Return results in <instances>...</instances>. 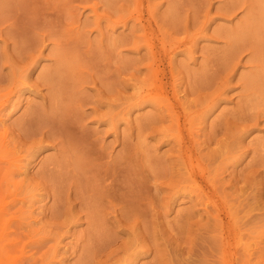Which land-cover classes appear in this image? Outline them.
I'll list each match as a JSON object with an SVG mask.
<instances>
[{"label": "rangeland", "instance_id": "374dc122", "mask_svg": "<svg viewBox=\"0 0 264 264\" xmlns=\"http://www.w3.org/2000/svg\"><path fill=\"white\" fill-rule=\"evenodd\" d=\"M0 264H264V0H0Z\"/></svg>", "mask_w": 264, "mask_h": 264}, {"label": "bare ground", "instance_id": "6f19581e", "mask_svg": "<svg viewBox=\"0 0 264 264\" xmlns=\"http://www.w3.org/2000/svg\"><path fill=\"white\" fill-rule=\"evenodd\" d=\"M235 4V3H234ZM227 7H229V6H227ZM234 7H235V5H234ZM232 9V8H231ZM230 12V11H229ZM149 34V33H148ZM181 41V40H180ZM171 43V42H170ZM168 45V44H167ZM168 48V47H167ZM249 49V48H248ZM184 54V53H183ZM186 54V53H185ZM190 54V53H189ZM233 55H234V53H233ZM260 57V56H259ZM260 60H262L261 61V64L260 65H262V62H263V59H260ZM260 60H258L257 62H259ZM172 62V61H171ZM153 65V64H152ZM227 65V64H226ZM60 67V66H59ZM153 67V66H152ZM177 67V66H176ZM183 68H184V66H183ZM171 69H173V68H171ZM174 69H176V68H174ZM226 69V68H225ZM148 70V69H147ZM227 70V69H226ZM232 70V69H231ZM178 71V70H177ZM188 71V70H187ZM229 71V70H228ZM63 72V71H62ZM62 72H60V73H62ZM183 72V71H182ZM174 73V72H173ZM177 73V72H176ZM205 73V72H204ZM58 73H54V75H57ZM146 74V73H145ZM184 74V73H183ZM196 74V73H195ZM200 74H202V73H200ZM206 74V73H205ZM50 75H52V74H50ZM178 75V74H177ZM181 75V74H180ZM186 75V74H185ZM190 75V74H189ZM212 75V74H211ZM206 76H208V74L206 75ZM225 76V75H224ZM46 77H48V76H46ZM146 77V76H145ZM187 77H189V76H187ZM195 77V76H194ZM193 77V78H194ZM202 77V76H201ZM215 77V76H214ZM55 77H53V79H54ZM180 78V77H179ZM178 78V79H179ZM197 78H198V75H197ZM196 78V79H197ZM49 79L51 80L52 78H50L49 77ZM56 80H57V82H56V84H60V82L62 83V82H64V75H60V76H58L57 78H55ZM143 79V78H142ZM200 79H203V78H200ZM199 79V80H200ZM216 79V78H215ZM175 80V79H174ZM205 80V79H204ZM252 80V79H251ZM53 81V80H52ZM55 81V80H54ZM139 81H141V80H139ZM182 81V80H181ZM194 83H195V78H194ZM248 81H250V79L248 80ZM197 82H198V84H199V82L200 81H198L197 80ZM251 82H253V81H250V82H247V83H249V85L248 86H252V85H250V83ZM49 83H51L50 81H49ZM179 83V82H178ZM189 83H192V82H189ZM202 84H203V82H201ZM58 84V85H59ZM176 84V83H175ZM215 84V83H214ZM230 84V83H229ZM53 85V84H52ZM191 85V84H190ZM204 85V84H203ZM207 85H209V84H207ZM54 86H57V85H54ZM133 86V85H132ZM175 86V85H174ZM192 86V85H191ZM214 86V85H213ZM58 87V86H57ZM211 87V86H210ZM247 87V86H246ZM180 88V87H179ZM206 88V87H205ZM250 88V87H249ZM59 89V88H58ZM190 90H191V88H189ZM208 89V88H207ZM186 90V89H185ZM199 90V89H198ZM202 90H204V89H202ZM217 90H218V88H217ZM245 90V89H244ZM243 90V91H244ZM248 90V89H247ZM250 90H252V88H250ZM137 91H139V90H137ZM211 92H212V90H210ZM18 92V91H17ZM141 92V91H140ZM181 92H183V91H181ZM192 92H194L195 93V88H194V91H192ZM245 92H247V91H245ZM252 92V91H251ZM194 93H192L191 94V92H190V94L191 95H193ZM205 93V92H204ZM216 93V92H215ZM249 93V92H248ZM252 94H253V92H252ZM214 95V94H213ZM216 95V94H215ZM253 96V95H252ZM254 96H255V94H254ZM149 97V96H148ZM250 97V96H249ZM198 98V97H197ZM213 98V97H212ZM181 99V98H180ZM184 99H185V97H184ZM190 99V98H189ZM210 99V98H209ZM252 100V99H251ZM199 101V100H198ZM109 102H110V100H109ZM144 102H146V101H144ZM186 102V101H185ZM184 102V103H185ZM188 102V101H187ZM190 102H191V100H190ZM197 103V102H196ZM198 104V103H197ZM148 105V104H147ZM187 107V106H186ZM160 108V107H159ZM190 108H192V107H190ZM189 108V109H190ZM210 108V107H209ZM208 109V108H207ZM207 112V111H206ZM149 115H151V114H149ZM169 115V114H168ZM247 115V114H246ZM245 115V116H246ZM174 116V115H173ZM205 116H207V115H205ZM242 116V115H241ZM244 116V117H245ZM119 117H120V115H119ZM147 117V116H146ZM167 117V116H166ZM203 118V117H202ZM204 120V119H203ZM118 121V120H117ZM201 121V120H200ZM195 122V121H194ZM243 122V121H242ZM117 123V122H116ZM154 123V122H153ZM147 124V123H146ZM211 125V124H210ZM116 126V125H115ZM198 126V125H197ZM202 129V128H201ZM214 131V130H213ZM166 132V131H165ZM215 132V131H214ZM215 135V134H214ZM207 139V138H206ZM2 140V139H1ZM219 142V141H218ZM210 143V142H209ZM41 146V145H40ZM3 147H4V145H3ZM207 147V146H206ZM179 149V148H178ZM4 150H6V149H4ZM8 151V150H7ZM11 152V151H10ZM3 153V152H2ZM12 155V154H11ZM16 155H18V154H16ZM3 156H5V155H3ZM7 156V155H6ZM9 157H10V155H9ZM11 162V161H10ZM14 165H17V164H14ZM262 165V164H261ZM12 166V165H11ZM205 166V165H204ZM15 168V167H14ZM198 168V167H197ZM19 170V169H18ZM204 170V169H203ZM201 171V170H200ZM207 174H209V173H207ZM187 177V176H186ZM217 179V178H216ZM187 180H188V178H187ZM187 180H185V181H187ZM210 180V179H209ZM21 182V181H20ZM120 219V218H119ZM236 222V221H235ZM235 224V223H234ZM236 224H238V222H236ZM240 239V238H239ZM258 243V242H257ZM241 245V244H240ZM245 245V244H244ZM246 245H248V246H250L249 244H246ZM246 248H245V250L246 249H248V250H250L249 249V247H247V246H245ZM133 259V258H132ZM221 262V261H220ZM132 263V262H131Z\"/></svg>", "mask_w": 264, "mask_h": 264}]
</instances>
